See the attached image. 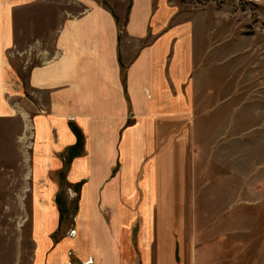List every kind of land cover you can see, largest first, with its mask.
<instances>
[{
    "label": "crops",
    "instance_id": "0c3cea01",
    "mask_svg": "<svg viewBox=\"0 0 264 264\" xmlns=\"http://www.w3.org/2000/svg\"><path fill=\"white\" fill-rule=\"evenodd\" d=\"M41 5H75L85 12L72 17L66 12L56 26L47 25L55 38L54 57L32 68L25 85L9 51L22 42L23 13ZM172 8L168 0H130L122 20L106 0H0V118L15 109L4 94L11 73L21 91L29 87L47 101L46 110L32 117L34 177L46 174L44 191L36 196L44 213L38 219L54 218L45 210L46 198L52 202L56 191L63 196L65 187L52 174L66 169L64 150L77 141L72 117L92 133V166L70 168L91 173L83 222L71 240L85 264L91 257L93 264H199L195 26L176 20ZM29 26L37 27L33 21ZM100 91L112 93L104 116L91 113L95 105L84 102ZM36 226L44 252L49 228ZM65 246L58 247L53 264L67 263L71 247Z\"/></svg>",
    "mask_w": 264,
    "mask_h": 264
},
{
    "label": "rangeland",
    "instance_id": "374dc122",
    "mask_svg": "<svg viewBox=\"0 0 264 264\" xmlns=\"http://www.w3.org/2000/svg\"><path fill=\"white\" fill-rule=\"evenodd\" d=\"M106 2L125 20L129 12L124 9H129L130 0ZM168 3L176 11V20L195 26L199 264H264V0ZM66 12L72 17L85 11L75 5H41L23 13L22 42L9 54L25 85L32 68L53 59L55 38L47 25L51 21L57 25ZM31 21L37 27H30ZM36 39L42 42L35 43ZM18 82L13 73L7 78L5 101L15 109L0 118V264H53V255L64 244L71 247L65 252L66 264H85L71 240L77 238L76 226L83 222L79 216L91 173H74L70 168L72 164L85 168V162L92 166V133L72 117L77 141L64 150L69 152L66 160L59 157L67 163L66 169L60 167L59 173L52 174L64 185L63 196L56 191L52 202L46 198L45 210L54 218L38 219L44 213L36 196L44 191L46 174L42 172L38 180L34 177L32 117L46 110L47 101L44 93L28 86L21 91ZM90 94L95 98L84 102L95 106L88 109L91 113L103 111L104 116L106 96L112 93ZM105 125L108 129L109 123ZM37 224L49 228L48 243L41 246L47 249L44 252L38 247L43 239L36 237ZM238 240L245 244V255ZM252 247L255 253L251 254ZM86 263L93 264L92 257Z\"/></svg>",
    "mask_w": 264,
    "mask_h": 264
}]
</instances>
